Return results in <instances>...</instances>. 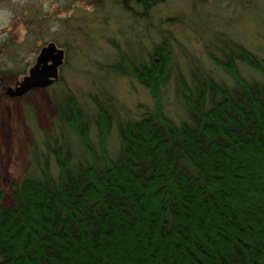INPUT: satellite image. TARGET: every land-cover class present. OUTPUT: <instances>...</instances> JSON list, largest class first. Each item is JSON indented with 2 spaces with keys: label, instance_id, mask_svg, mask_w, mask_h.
<instances>
[{
  "label": "trees",
  "instance_id": "trees-1",
  "mask_svg": "<svg viewBox=\"0 0 264 264\" xmlns=\"http://www.w3.org/2000/svg\"><path fill=\"white\" fill-rule=\"evenodd\" d=\"M133 1L144 12L163 0ZM217 49L234 83L197 68L188 86L179 78L178 123L163 111L165 43L148 65L121 56L117 72L154 109L118 124L111 153L108 111L95 103L98 155L73 94L52 93L54 129L32 146L10 206L0 193V264H264V61L235 42Z\"/></svg>",
  "mask_w": 264,
  "mask_h": 264
},
{
  "label": "rangeland",
  "instance_id": "rangeland-1",
  "mask_svg": "<svg viewBox=\"0 0 264 264\" xmlns=\"http://www.w3.org/2000/svg\"><path fill=\"white\" fill-rule=\"evenodd\" d=\"M60 1L58 14L69 15L68 23L75 24L76 36L57 41L66 49L57 80L21 97L8 96L6 89L26 74L42 43L10 40L2 33L10 30V15L0 7V193L6 206L12 204L13 185L33 164L32 146H39L44 134L54 129L58 111L52 105V93L73 94L100 155L95 103L110 114L107 153L116 143L120 122L154 109L148 88L117 72L116 67L124 65L119 61L121 56L148 65L154 49L165 43L170 73L163 90V111L175 123L184 110L179 78L188 86L190 73L197 68L218 82L234 83L215 63V56L223 57L217 49L223 42L241 44L264 61V0H163L144 12L131 0L130 11L122 5L123 0ZM63 27L67 25L62 24L60 30ZM14 33L21 37V27ZM66 34L72 36L68 30ZM237 70L247 80L262 79L258 71L242 62ZM70 139L72 144L77 141L72 136Z\"/></svg>",
  "mask_w": 264,
  "mask_h": 264
},
{
  "label": "flooded vegetation",
  "instance_id": "flooded-vegetation-1",
  "mask_svg": "<svg viewBox=\"0 0 264 264\" xmlns=\"http://www.w3.org/2000/svg\"><path fill=\"white\" fill-rule=\"evenodd\" d=\"M129 2L130 0L127 2L126 5V3L122 1V5L124 7L126 6V9L130 11L131 8L128 5ZM133 3L135 4L134 1ZM60 5V0H0V7L4 6L3 9L9 12L10 17L8 26L10 30H12V32H10V30L8 29L3 30L2 33L6 34V36H10V40H20L26 42L36 41L42 43L37 46V52L33 54V61H29V64L31 63V66L28 68L24 76L28 75L29 70L34 66L36 58L40 53V50L49 43H52L54 44L56 51L59 50L62 52L63 57L62 64L57 68L58 78L59 70L66 60V49L62 47L59 43H57V41H59L63 37L69 39L72 37L75 38L76 36V28L74 29L75 24H71L73 26V29H71L72 27L68 23V20L70 19L69 15L64 17L59 16L58 13L60 12ZM135 6L140 7L138 3H136ZM62 24H64V26L67 25V28L63 27V29L60 30V26H62ZM18 26L21 27V37H19L18 33H14L17 30ZM65 30L70 31L72 36H68ZM57 78L52 83H54ZM21 79L16 81L15 85L12 88L16 87L17 84L21 81Z\"/></svg>",
  "mask_w": 264,
  "mask_h": 264
},
{
  "label": "water",
  "instance_id": "water-1",
  "mask_svg": "<svg viewBox=\"0 0 264 264\" xmlns=\"http://www.w3.org/2000/svg\"><path fill=\"white\" fill-rule=\"evenodd\" d=\"M54 44L44 46L36 58L34 66L29 70L16 87H8L6 94L21 97L34 88L49 86L57 78V68L62 64V52L56 51Z\"/></svg>",
  "mask_w": 264,
  "mask_h": 264
}]
</instances>
